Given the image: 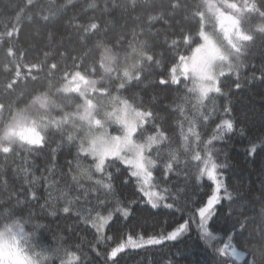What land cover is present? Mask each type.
I'll list each match as a JSON object with an SVG mask.
<instances>
[{
  "label": "snow or ice",
  "instance_id": "1",
  "mask_svg": "<svg viewBox=\"0 0 264 264\" xmlns=\"http://www.w3.org/2000/svg\"><path fill=\"white\" fill-rule=\"evenodd\" d=\"M69 9L78 14L67 17ZM12 13L15 24L0 21V264H96L101 257L103 264H121L129 251L190 237L193 225L207 256L190 264H264V182L259 210L250 200L251 217L248 208L237 212L233 205L245 196L229 191L223 173L228 164L215 158V143L231 139L241 124L230 100L221 106L222 116L215 101L230 94L224 89L232 75L235 89L242 88L244 59L257 51L264 56V0H85L83 5L20 0ZM176 27L178 32L169 31ZM161 47L166 51L157 52ZM165 58L170 66L155 73L158 80H149ZM259 72L252 79L264 83V65ZM173 85L177 92L183 85V95L174 107L163 108L168 115L162 117L155 89ZM134 89L154 94L145 99ZM172 116L175 124L165 127ZM209 124L215 127L204 139ZM239 134L249 137V157L264 149V125L258 135L246 127ZM56 137L60 145L77 148L75 167L67 161V171L57 172L56 149L51 166L36 170L39 176L32 164H16L18 157L24 160L56 143ZM163 153L161 181L155 172ZM89 157L91 163L82 166L81 159ZM181 163L195 181L210 182L206 200L194 209L181 205L183 189L167 187ZM116 179L133 184L139 200L122 201ZM225 200L220 231L227 243L214 227ZM140 202L190 215L171 230L137 233L128 224ZM33 203L42 215L31 210ZM48 216H74L92 231V240L69 226L54 246L42 245L39 230L45 225L39 221Z\"/></svg>",
  "mask_w": 264,
  "mask_h": 264
},
{
  "label": "trees",
  "instance_id": "2",
  "mask_svg": "<svg viewBox=\"0 0 264 264\" xmlns=\"http://www.w3.org/2000/svg\"><path fill=\"white\" fill-rule=\"evenodd\" d=\"M20 0H0V21L7 23L11 20L12 24H15L16 21L13 18L12 7L14 4L19 3ZM75 3L83 5L85 0H74ZM78 12L69 9L66 13V16L71 18L74 15H77ZM72 23H82L83 21L78 19H73ZM4 23H0V31L4 30ZM64 24L67 26L69 20L66 19ZM19 27V25H17ZM159 27V25H157ZM29 25L27 21L24 22V32H27ZM171 31H179V27L170 29ZM12 39H15L13 37ZM165 37L161 36L159 38V43L163 44ZM166 49L161 47L157 49V52H165ZM34 55V54H33ZM3 59V51L0 50V60ZM170 60L164 59L163 63L156 66L153 70L154 74L149 77V80H158L159 76L155 73L165 72V65L170 66ZM253 65L255 66L253 68ZM261 65H264V56L261 55L259 51L254 52L252 55L244 59L243 66L240 68V77L242 88L240 90L235 89L234 84L232 83L235 80V75H232L230 79L225 81L226 87L225 92H230L226 97H218L215 101L219 114L223 115L222 105L231 101V106L234 109L233 115L236 116L241 124L237 126V132L232 135L231 139H227L224 142H216L215 149L217 150L216 159L218 162L227 163L228 167L223 170L225 183L229 186V191L233 192L235 196L237 192L245 196V199L241 202H238L237 205H233L237 209V212L243 211L245 208H248V216H252L253 212L251 207L253 205L249 204V201H254V207L258 211L260 208V196H261V187L262 182H264V149L258 148L257 154L254 157H249L246 153L248 145V135L241 136L239 134L240 127H246L251 129V134L253 136L259 134V129L264 125V83H261L259 79L253 80L252 76L255 72L256 76L260 75L259 69ZM3 73L0 72V79H2ZM190 86V84H189ZM180 91L177 92V86L173 85L172 88L168 91L161 92L159 89H155V92H160L158 97L159 103L157 104V111L160 112L162 117H166L168 114L163 112V108L167 105H172L175 100L176 103H179V100L176 98L183 95V85L179 86ZM134 91L140 93V89H134ZM144 95V98L147 99L149 96L154 94L153 89H148L147 93H140ZM218 122V121H217ZM175 124V116H172L165 123V127L168 125ZM215 127V124H209V126L203 131L207 133L204 136V139H208L211 135L212 129ZM56 143L50 144L49 147L45 148L41 152L33 153L31 155L25 154V159L21 160L17 158V165H25L26 163L33 165V172L37 176L40 175V172L36 171L37 169L43 170L45 166H51L48 164L52 149H56V165L57 172L60 168H63L67 171L66 162L72 161L73 167H75V159L77 148L70 147L68 144H59V137H56ZM166 153L162 154L161 161L159 162V170L155 172V176L158 180L162 181V171L163 163ZM80 163L82 166L87 167L91 163V158L81 159ZM2 164V161H0ZM14 167L16 165H13ZM116 167L121 169L123 172V165L117 164ZM115 174V168L112 169ZM179 174L176 172L170 174V179L167 182V187L173 188L179 187L184 190V195L182 196L180 203L181 205H186L187 209H194L200 201L206 200L207 194L210 192L209 181L205 177L202 181H195L191 176L187 174L184 169L183 163H181L180 168L177 169ZM191 173H195V168L190 167L188 169ZM115 190L120 199L124 202H127L131 199L139 200L140 194L136 193V190L133 184L123 185L120 179H116ZM63 186V185H61ZM165 186L164 183H161V187ZM135 193V195H134ZM170 202V201H169ZM43 203V201H41ZM229 202L224 201L223 207L221 208V219L219 222L214 225L217 229L218 235L223 237V242L227 243V237L224 236V233L220 231L223 227L225 220L224 216L227 213ZM135 212L131 222L128 224V228H131L137 233L143 232L148 235L155 234L160 232L161 228L166 230H171L172 227H175L177 222L181 221V216L183 219H188L190 212L185 210L183 212L176 211L175 209H151L150 205L140 202L138 205H134ZM37 214H43L38 205L33 203L31 208ZM25 216L28 215V212L25 211ZM35 223V221L33 222ZM39 223L45 225L42 229L39 230V241L42 245H55L58 243V238L64 235V229L66 227L76 228L77 236L83 238L84 240H92V231L87 229L84 224H79L76 218L73 216L71 219H65L63 216L60 218H55L48 216L47 219L39 221ZM119 225L123 227L124 221L121 219ZM231 223V221H229ZM78 225V226H77ZM29 230H31V225H28ZM127 230V229H125ZM107 235H113L112 232H108ZM87 247V245H85ZM103 245L100 246V251L103 252ZM205 245L202 240L198 238L195 225H193V231L190 237H185L178 242H169L166 241L162 245L156 246H146L143 249H137L129 251L126 255L123 256L121 264H168L169 260L175 261V264H190L193 259H203L207 256V253L204 251ZM94 255V254H93ZM96 264H103V259L97 258Z\"/></svg>",
  "mask_w": 264,
  "mask_h": 264
},
{
  "label": "rangeland",
  "instance_id": "3",
  "mask_svg": "<svg viewBox=\"0 0 264 264\" xmlns=\"http://www.w3.org/2000/svg\"><path fill=\"white\" fill-rule=\"evenodd\" d=\"M191 86V85H190Z\"/></svg>",
  "mask_w": 264,
  "mask_h": 264
}]
</instances>
